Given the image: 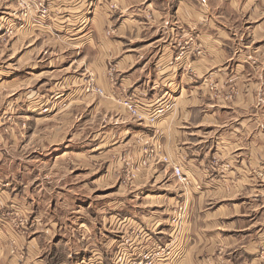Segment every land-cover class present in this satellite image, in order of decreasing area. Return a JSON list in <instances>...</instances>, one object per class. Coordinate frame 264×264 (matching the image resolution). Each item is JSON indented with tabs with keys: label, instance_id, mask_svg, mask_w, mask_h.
I'll return each instance as SVG.
<instances>
[{
	"label": "crops",
	"instance_id": "crops-1",
	"mask_svg": "<svg viewBox=\"0 0 264 264\" xmlns=\"http://www.w3.org/2000/svg\"><path fill=\"white\" fill-rule=\"evenodd\" d=\"M111 1L114 12L108 0H49L40 40L53 43L40 48V55L60 61L79 55L78 66L93 68L97 82L109 91L116 88L107 75L110 57L118 56L112 67L119 84L138 94L142 110H151L157 100L167 104L153 123L138 121L148 125L144 133L154 148L151 175L155 182L168 181L169 190L152 194L155 203L135 210L137 222L153 236L134 247L133 254L166 244L168 254L157 264H264V26L247 30L241 45L239 37L246 31L238 32L235 21L218 10L222 2L236 7L234 0ZM149 10L152 15L144 16ZM112 27L115 33L109 36L105 32ZM238 41L242 48L230 54ZM73 62L53 64V70L71 68ZM55 155L53 161L63 159ZM174 166L187 176L181 184L191 185L189 191H174L180 183ZM6 184L0 183V264H77L70 261L79 253L77 246L68 250L66 241L55 237L56 221L43 218L50 210L34 211L26 195L12 193ZM178 202L187 206L179 228L170 210ZM154 206L163 207L161 215ZM18 219H29L31 226H18ZM123 219L116 232L127 224ZM84 232L90 251L116 237L93 241Z\"/></svg>",
	"mask_w": 264,
	"mask_h": 264
},
{
	"label": "rangeland",
	"instance_id": "rangeland-1",
	"mask_svg": "<svg viewBox=\"0 0 264 264\" xmlns=\"http://www.w3.org/2000/svg\"><path fill=\"white\" fill-rule=\"evenodd\" d=\"M48 1L45 0L44 6ZM246 1H253V5L246 6ZM108 2V9L116 11V4ZM234 2L236 7L222 2L218 10L235 21L232 26L236 25L238 32L246 31L239 37L242 43L248 38L247 30L257 24L264 26V0ZM39 9L40 0H0V183L5 185L8 181L9 191L26 195L25 201L34 211L50 210L43 218L56 221L55 237L66 241V246L71 247L68 250L78 248L79 253L71 256V262L87 258L95 251L101 252L102 264H113L121 240V232H116L119 220L125 218L130 222L136 218L133 214L141 210L142 204L155 203L152 194L165 188L169 190L168 181H154L153 159L142 162L151 143L149 135L144 133L148 132V125H139L123 104V99L140 98L127 86L119 84L116 69L112 67L118 56L110 57L112 66L107 75L110 85L116 87L111 91L97 82L93 68L78 66L79 55H69L64 61L59 57H43L40 48L52 47L53 41L40 40ZM143 15L149 17L152 12L149 10ZM105 33L114 35L115 27L106 29ZM257 44L251 45L250 50ZM241 45L239 41L232 45L230 54L233 55L235 49L239 52ZM69 58L74 59L75 66L53 70V64L64 66ZM41 59L46 60L40 62ZM73 99H87L90 104ZM99 99L116 104L103 106L100 103L101 106ZM64 112L70 116L61 114ZM124 113H128V117H124ZM118 117L124 120L117 121ZM58 137L63 141L56 149L49 148L50 143L58 142ZM54 154H61L63 159L53 161ZM190 188L189 184L179 183L174 191ZM154 207L160 212L157 215H161L163 207ZM172 209L174 216L185 209L183 221L186 204L176 203L171 212ZM124 214L128 217H123ZM112 215L115 220L111 221ZM81 222H84L83 227H80ZM21 224L31 226L29 219L26 222L18 219L17 225ZM125 228L126 224L122 230ZM85 230L93 241L116 237L113 236L111 243L90 251L83 236Z\"/></svg>",
	"mask_w": 264,
	"mask_h": 264
},
{
	"label": "built area",
	"instance_id": "built-area-1",
	"mask_svg": "<svg viewBox=\"0 0 264 264\" xmlns=\"http://www.w3.org/2000/svg\"><path fill=\"white\" fill-rule=\"evenodd\" d=\"M45 3V0H40V22L48 19L50 15V8L48 5L44 6ZM123 104L126 105L133 118L137 119L138 121L147 122L155 121L157 117L165 111L167 106L166 103H159V101L157 100L155 101V105L151 110L145 111L141 110V104L137 102V99H123ZM153 155L154 148L149 147L147 154L145 155L142 162H146V160L153 157ZM160 160L166 161V158L162 156ZM174 172L176 173L179 182L185 184L188 180L187 176L181 173L179 168H175ZM184 210L185 209L178 211L177 216H174L172 219L173 224L177 228H179L182 224ZM123 220L124 219L120 221L122 222ZM152 236L153 233L150 231H145L143 226H141L137 222L136 218H133L132 221L130 220V222L127 221L126 228L124 230H121V240L118 243V249L113 258V264H157L158 257L161 256L162 258H164V255L168 254L166 244L151 246L150 248L141 251L139 254H133L132 252L134 247L140 245L142 241H150ZM98 258H101L103 261L101 252L96 253L95 251H93L89 257L80 258L81 260L77 261V264H102V262L99 261Z\"/></svg>",
	"mask_w": 264,
	"mask_h": 264
},
{
	"label": "bare ground",
	"instance_id": "bare-ground-1",
	"mask_svg": "<svg viewBox=\"0 0 264 264\" xmlns=\"http://www.w3.org/2000/svg\"><path fill=\"white\" fill-rule=\"evenodd\" d=\"M175 168H179V167L175 166L174 169H175ZM180 172H181V171H180ZM181 173H182V172H181ZM178 181H179V180H178ZM160 257H161V256H160ZM160 257L157 258V259H158L157 261H160ZM99 261H101V260L99 259Z\"/></svg>",
	"mask_w": 264,
	"mask_h": 264
}]
</instances>
